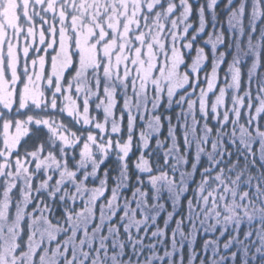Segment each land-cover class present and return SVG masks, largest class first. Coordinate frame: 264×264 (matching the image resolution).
Returning <instances> with one entry per match:
<instances>
[{
  "label": "rangeland",
  "instance_id": "obj_1",
  "mask_svg": "<svg viewBox=\"0 0 264 264\" xmlns=\"http://www.w3.org/2000/svg\"><path fill=\"white\" fill-rule=\"evenodd\" d=\"M158 3L159 0H65L66 7L62 10L60 7H53L52 0H0V52L9 57V66L15 73L18 49L26 52L31 47L33 38H45L39 26L33 23L34 16L41 15V12L35 9L44 5L49 13H56L55 17L49 15L50 28L54 20L59 18L57 28L60 30V38L53 57V67H67L72 63V52L79 51L77 73L87 84L86 94H83L82 98L92 99V115L102 123L107 119L109 130L112 124L121 127L119 138L122 143L132 134L128 156L132 148H136L141 157L145 141L149 144L156 141L163 149V143L160 141L165 136L168 138V132L173 136L176 126L184 134L187 129H192L189 138L198 144L204 140L197 133L198 119L203 115V110L210 113L212 119L219 121H223L226 114L229 119L235 120V113L240 110L243 95L238 89L237 80L233 78L231 68L227 72L228 80L218 92L217 84L213 83L209 87V83L212 81L214 70L218 79L217 69L226 52L232 60L259 55L258 49L264 41V32L260 39H256L250 22L241 15L240 9L243 7L244 12H264V0H227L223 12H230V15L225 28L213 15L222 0H216L213 8H209V0H189L191 11L186 18L181 14L182 9L177 8L174 16H170L167 11L169 3L179 4V0H164V4L152 12L151 9ZM201 6L202 13L199 12ZM69 12L72 13L71 16L68 15ZM192 12L197 13L200 22L205 13H209L211 27L204 34L205 28L199 23L188 39L187 35L194 30L193 24L189 22ZM21 17L26 22H22ZM21 32L24 35L21 36ZM221 35L229 42L225 52L219 49ZM199 36H203L202 44L196 45V38ZM53 43L54 41L49 39L48 46L51 47ZM204 49L210 55V71L202 72L200 90L190 101H185L184 98L189 93L184 94L181 90L191 80L195 86L199 72L208 66ZM2 64L3 60L0 59V65ZM37 64L40 65L36 78L38 83L39 76L43 74V57L38 58ZM183 64H186L187 68L181 67ZM3 73L4 69L0 67V82H3ZM77 73L70 79H75ZM205 76L208 77L207 80ZM100 80H103L104 91L97 98L95 93ZM203 81L205 85L202 86ZM175 99L177 102L172 104ZM72 104L75 106V100H72ZM104 108H108L111 115L107 116ZM173 112L174 119L169 116ZM173 121L175 123H172ZM164 124L168 128L165 136ZM141 136L142 139L139 138ZM149 147L150 145L147 146L145 155L150 153L149 156H152ZM79 151V148L75 149L77 163ZM112 152L120 159L118 151L113 149L107 155L97 154V166ZM201 153L203 151L200 150L199 154ZM91 172L90 168L89 173ZM91 179L89 185L85 186L77 197L83 200L80 206L85 211H91L98 204L93 198L95 189L90 185L95 184V180ZM18 183L22 184V181ZM4 191V184L0 181V264H22L21 259L32 255L33 245L47 238L49 229L52 228L47 226L48 231H45L44 221L41 220L38 227L33 223L37 219L28 212L29 210L20 211L26 201L19 188L9 193L7 200ZM102 192L96 191L97 196ZM99 203L101 206L105 205L103 201ZM93 213L91 211V218ZM25 226L28 230L25 241L27 247L16 253L17 240L22 231L25 233ZM14 228L18 229L15 238L11 232ZM77 230L82 232L85 242L97 241L98 244L97 238L91 242L92 236L82 228V223H79ZM102 230L101 227L100 234ZM75 232L76 230L72 235ZM76 247L79 248L80 244ZM4 257H8L7 261ZM24 262L29 264L25 260Z\"/></svg>",
  "mask_w": 264,
  "mask_h": 264
},
{
  "label": "trees",
  "instance_id": "obj_2",
  "mask_svg": "<svg viewBox=\"0 0 264 264\" xmlns=\"http://www.w3.org/2000/svg\"><path fill=\"white\" fill-rule=\"evenodd\" d=\"M226 3L227 0H222L213 12L224 28L230 15V12H223ZM243 15L250 22L252 31L254 29V37L260 39L264 32V12H244ZM189 22L194 30L187 35L188 39L199 23L205 28L204 34L211 27L209 13H205L200 22L197 13L192 12ZM202 37L196 38V45L202 44ZM221 38L219 49L225 52L229 42L224 35ZM258 50L259 55H254V58L233 60L226 52L217 69L216 91L228 80L230 68L233 74L238 70L236 80L243 97L248 95L250 80L253 82V96L255 88L264 89V41ZM203 53L208 66L199 72V80L202 72L211 68L208 51L204 49ZM176 102L175 99L171 103ZM169 116L174 119L175 113ZM214 119L210 113L206 119L200 115L197 133L204 140L198 144L189 138L192 129H187L184 134L178 126L173 136L168 132L166 138L168 128L164 124L165 137L160 141L163 149L154 141L149 147L152 156L146 154L152 161L155 175L161 174L156 170L163 168L165 159L168 160L167 168H163L167 179L155 186L150 183L146 172L137 167L136 162L140 159L138 149L132 148L126 162L112 152L97 166V175L92 177L95 184L90 185L98 192L107 186V195L116 186L119 203L103 200L104 206L98 203L91 209L93 218L91 211H85L81 206L72 210L69 204H53L56 215L48 217L47 213H42L40 218V221L47 218L51 222V237L48 235L41 243H35L32 255L36 249L51 255L50 240L60 237L61 233L66 235L60 237V243H75L78 246L76 234L79 233L82 238V232L77 230L82 223V228L92 236L91 242L97 238L100 247L106 241L110 245L108 264H113V255L124 258L122 261L117 259L115 264H150L148 257L154 264H264V136L241 135L240 129L245 124L243 120L230 119L233 123L223 128L220 121ZM200 150L203 153L199 154ZM228 154H231L230 160ZM213 168L215 171H209ZM102 180H106L107 185ZM141 192L147 193V199L140 195ZM135 200L140 201V207ZM118 207L121 209L114 218L115 224H110ZM64 208L70 212L67 217L63 214ZM25 229L27 234L26 226ZM74 230L76 232L72 235ZM11 232L15 238L18 229L14 228ZM248 235H251V241L247 240ZM229 243L232 246L225 249ZM32 255L22 258V264L24 260L34 264L30 259ZM35 264H40L39 260Z\"/></svg>",
  "mask_w": 264,
  "mask_h": 264
},
{
  "label": "snow or ice",
  "instance_id": "obj_3",
  "mask_svg": "<svg viewBox=\"0 0 264 264\" xmlns=\"http://www.w3.org/2000/svg\"><path fill=\"white\" fill-rule=\"evenodd\" d=\"M52 2L53 7H60L62 10L66 7L65 0H52ZM215 3L216 0H209V8H213ZM162 4L164 0H159L151 11L155 12ZM177 8L182 9L181 14L185 18L189 16L191 11L189 0H179V4L169 3L167 5L169 15L174 16ZM35 10L41 12V15L34 16L33 23L39 26L45 38L43 40L33 38L31 47L26 52L18 49L15 73L9 66V57L0 52V59L3 60L0 67L4 69L3 82H0V181L5 187V200L9 193L19 188L26 201L24 208L20 211L31 209L30 214L38 218L33 223L39 227L42 213H47L48 217L56 215V212H53V204L58 206L70 204L72 210L80 207L83 200L78 199V195L98 172L97 154L107 155L115 149L120 154V159L126 162L133 136L129 134L127 140L122 143L119 138L121 127L112 124L109 130L107 119L102 123L92 115V99L82 98V95L86 94L87 84L84 78L77 73L78 50L72 52L70 65L62 69L53 67V57L59 46L60 38V30L57 28L59 18L54 20L50 28L49 15L55 17L56 13H49L44 5ZM199 12H203V6ZM240 12L243 16V7ZM68 15L71 16L72 13L69 12ZM21 21L26 22L23 17ZM20 35L24 33L21 32ZM49 39L54 41L51 47L48 46ZM40 57H43V74L39 76L37 83L36 78L40 71L37 60ZM181 67L187 68V65L183 64ZM74 73H77V77L70 79ZM237 76L238 70L233 78L236 79ZM207 79L208 77L205 76V80ZM213 83L218 84L215 70L212 73L209 87ZM98 84L99 88L95 93L97 98L104 91L103 80H100ZM200 84L201 81L197 78L195 86L189 83L181 90V92L189 93L184 98L185 101H190L196 96L197 91L200 90ZM253 89V82L250 80L247 88L248 95L241 97V107L235 113V121L245 122L244 127L240 129L241 135L246 133L264 136V89L255 88V96H253ZM72 100H75V106ZM97 106L99 107L98 104ZM103 110L107 116L111 115L108 108ZM202 114L206 119L208 112L203 110ZM123 119L124 114L121 115V120ZM220 123L223 128H228L233 121L226 114L225 119ZM129 125L131 126V123ZM209 132H211L210 128ZM149 145L148 141L142 145L143 151L136 164L138 168L146 172L150 183L155 186L159 181L167 179V173L163 172V168H167L168 160L165 159L163 168L156 170L161 174L155 175L152 170V161L145 155ZM76 148L80 149L78 163ZM227 158L230 160L231 154H228ZM90 168L92 169L91 174L89 173ZM209 171H215V169ZM21 181L22 184L18 183ZM101 182L107 185L106 180ZM115 188L116 186H113L110 195H107L109 193L107 186L98 196L94 190L93 198L97 200V203L103 200L119 203L120 197ZM140 195L147 199L146 192H141ZM135 202L137 207H140V201L135 200ZM120 209L121 207L117 208L109 221L110 224H115L114 218ZM63 214L67 217L70 212L64 208ZM50 223L47 218H44L45 231H48L47 226H50ZM25 235L27 234L22 231L21 236L18 237L16 253L22 252L27 247ZM64 235L66 233H61L60 237ZM49 236L51 237V232ZM76 236L79 240V248L75 243H60V237H57L50 240L51 255L45 254L41 249H36L30 259L34 264L36 260H39L40 264H97L98 261L99 264H108L110 245L107 241L103 247H100L96 243L85 242L79 233ZM237 238L239 239V236ZM251 239V235H248L247 240L251 241ZM141 244H143L142 240ZM231 246L232 244L229 243L225 249ZM111 247L115 248V245ZM111 258L113 264L117 259L121 261L124 259L122 256L116 257L115 255ZM7 259L8 257H4L5 261ZM148 259L150 264H154L151 257Z\"/></svg>",
  "mask_w": 264,
  "mask_h": 264
}]
</instances>
